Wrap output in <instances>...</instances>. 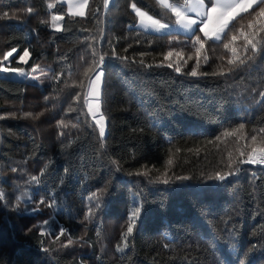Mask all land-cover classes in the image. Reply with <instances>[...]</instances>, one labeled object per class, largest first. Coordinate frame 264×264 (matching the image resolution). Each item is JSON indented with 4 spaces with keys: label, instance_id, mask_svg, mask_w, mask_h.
Here are the masks:
<instances>
[{
    "label": "trees",
    "instance_id": "1",
    "mask_svg": "<svg viewBox=\"0 0 264 264\" xmlns=\"http://www.w3.org/2000/svg\"><path fill=\"white\" fill-rule=\"evenodd\" d=\"M133 2L158 20L175 19L158 0H111L107 8L89 0L83 17L59 0H0V16L8 13L0 19V59L15 48L5 66L28 72L25 80L0 73V264H264V166L237 163L224 180L212 178L229 171L230 152L247 158L239 150L250 151L252 135L264 141V32L259 23L247 27L261 5L229 25L243 23L257 45L247 60L251 46L245 51L234 31L230 47L247 61L236 67L224 47L233 33L215 41L198 30L146 31ZM56 15L63 31L53 27ZM196 36L204 47L192 76ZM25 49L27 64L19 60ZM100 56L103 137L84 103ZM240 124L236 136L223 135Z\"/></svg>",
    "mask_w": 264,
    "mask_h": 264
},
{
    "label": "snow or ice",
    "instance_id": "2",
    "mask_svg": "<svg viewBox=\"0 0 264 264\" xmlns=\"http://www.w3.org/2000/svg\"><path fill=\"white\" fill-rule=\"evenodd\" d=\"M110 0H104V7L107 8ZM65 3L71 5L72 0H65ZM158 3L160 6H162L165 9L170 10L172 13L175 14L177 17L176 24L179 25V27L183 28L186 31L189 32H195L199 31L203 33L204 37L208 39H213L215 38L216 40H220L222 35L226 34V30H228L229 33L231 34L230 40L228 43L224 44L225 48H229L230 51L233 53V59H229L228 63L229 65H235L236 67H240V65L245 64L247 61L240 59L239 56L236 55L237 49L235 47H230L232 42L236 41L238 39L237 35L234 34V31H239L240 37L245 40V51L248 50V46H251L252 49V54L248 55L247 60H252L253 56L255 55L257 51V45L256 43H253L254 35L253 38H249V33H245L244 31V25L243 23L240 24L239 29H236V26L233 25L232 28H229V25L231 24L232 21L236 20L238 16L241 15V13H249V10L253 8L254 5H261L259 7V11L257 13L252 14L253 19H249L247 23V27L249 29H253L256 23H259L260 27L258 29V32H264V0H209V4L205 5L204 0H182L181 3L177 4H169L167 0H158ZM210 5V6H209ZM76 7L78 10L75 12H72V15L75 16H85L86 12L85 10L89 6V0H82L81 3L73 5ZM49 7H54V5L50 4ZM131 9L135 13L137 17L140 18V24L142 27L145 28H151L155 31H160L163 29H166L168 27L167 24L161 23L160 20L158 19H153L152 16L148 14V12L141 11L140 8L137 7V4L135 2L130 4ZM183 9V11H182ZM201 9H204V11H199ZM27 13H32L33 9L31 7L27 8ZM71 12V8L69 9ZM187 12H197V14L201 17L199 23L200 27L197 29L194 26L197 24V20L192 19L191 17L186 16L185 13ZM8 17V13H4L3 16H0V19ZM63 16H53L52 20L57 21V20H63ZM146 21L148 23H146ZM53 27L55 28L56 31H63V28L60 25L53 24ZM258 32L256 34H258ZM199 44L200 47L197 48L196 54H197V61H196V66L190 71V75L196 76L197 73V68L200 65L199 61V54L200 50L203 49L204 47V41L201 40L200 36H196L194 44ZM16 51L15 48H12L11 51H7L3 54L2 59H0V73H14L18 74L20 76L27 77L28 73L25 72V70L21 67H7L5 66V62L8 61V58L13 55V53ZM95 55V53H94ZM176 55L179 57L180 53H176ZM30 56V53L27 49L24 50L23 55L19 57V60L23 62L24 64L28 63V60L26 59L27 57ZM173 56V51H169L166 53L164 56L165 60H169ZM188 59H192L191 56L188 57ZM207 58L205 57V60ZM236 60H239V64H236ZM103 61V56L99 57V62L96 60L93 61V63L96 65V68L99 69V64L102 63ZM141 64L144 63L143 60L140 61ZM187 64V61L184 62ZM151 67V65H148ZM168 67H173L172 63H169L167 65ZM36 68H39V65H36L35 68H33V71H35ZM235 69L232 67H229L227 69L219 68L216 72L212 73L213 75H223L225 71L228 73L233 72ZM93 69L89 67L88 69L85 70L84 75L88 76L89 72H92ZM176 72H180L181 68L180 67H175ZM203 75H207V73H203ZM103 76V72L100 70H97L95 72L94 77H88V89L89 91L84 94V103L88 104V96L93 95L97 97V100L99 98V84L98 82L101 81V77ZM58 77H54V79H57ZM83 87V85H81ZM261 96L264 97V92L261 93ZM76 101L80 100V96L76 95L75 97ZM99 103H96L95 110H93V107L91 104H88V111L92 115V119L95 121V125L99 127V135L103 137L105 135V117L103 114L100 115L99 119H96L97 112L99 111ZM71 108V106H70ZM43 113H40L38 115H33L32 113H25L26 117H31L32 119H39V115H42ZM12 115H15V113H12ZM3 117H0L2 119ZM60 125L67 127V125L64 123V121L59 122ZM73 127H76V125H73ZM245 127L244 124H240L238 129H234L231 131H226L223 133L225 137L229 136H236L238 132H241ZM260 133H264V128H261ZM63 134V133H61ZM220 137H217V140H219ZM239 140H244L245 137L243 134H241L238 137ZM65 148L70 147V145H65ZM250 151L245 153L243 150H239V157H245L247 156L246 159H239V158H233L232 153H229V163H228V169L229 171L226 174H221L220 171L216 172L215 176L212 177L214 179L218 180H224L226 178V175H231L232 170H233V165H236L237 163L239 164H260L264 165V141H261V143L258 145L257 144V136L252 135L251 136V144L249 145ZM169 164H171V160H169ZM235 171H239V168H235ZM13 171H16V169H13ZM136 175H144L147 176V172H137ZM157 180L160 179V177L156 178ZM186 179V178H182ZM31 180L39 183V179L36 176H32ZM164 183H167L168 181L165 179L163 181ZM0 198H3V193L0 192ZM31 199V197H29ZM38 204H44L45 201L43 199H40L37 201ZM48 207H52L53 204L49 203L47 205ZM139 209H136L132 212V217H130V222L127 226L126 231L123 233V239L121 244L117 245V250L118 251H124V248L127 247V237L132 234L133 228L135 225V218L138 216ZM89 214H91V209H89ZM87 219V217H86ZM44 226L49 225L48 220H44L42 222ZM65 229L61 228L59 230V236L65 235ZM43 234V233H42ZM99 235V233H97ZM58 238V237H57ZM81 239H83L81 237ZM73 241L69 237L67 240V244H63V247H67L68 245L72 244Z\"/></svg>",
    "mask_w": 264,
    "mask_h": 264
},
{
    "label": "rangeland",
    "instance_id": "3",
    "mask_svg": "<svg viewBox=\"0 0 264 264\" xmlns=\"http://www.w3.org/2000/svg\"><path fill=\"white\" fill-rule=\"evenodd\" d=\"M59 1L67 5V9H68L67 11H68V14H70V15H72V14H71L72 12H75V11L78 10V9H77L76 7H74L73 5H75V4H79V3L82 2V0H72V4L69 5V4L65 3V0H59ZM110 2H111V0H110ZM110 2H109V4H110ZM167 2H168L169 4H177V3H181V2H172L171 0H167ZM204 3H205V5H208V4H209V0H204ZM209 6H210V5H209ZM70 8H71V12L69 11ZM87 9H88V8H87ZM87 9L85 10L86 14H87ZM141 11H145V10H142V9H141ZM182 11H183V9H182ZM199 11H204V9H201V10H199ZM145 12H146V11H145ZM148 14H149V13H148ZM185 14H186V16L191 17L192 19L197 20V24L194 26L195 28H199V27H200V23H199V21H200L201 17L197 14V12H187V13H185ZM149 15H150V14H149ZM173 15L175 16L174 13H173ZM56 16H60V15H56ZM73 16H75V15H73ZM150 16H151V15H150ZM152 18H153V19H156V18L153 17V16H152ZM176 20H177V17H176V16H175L174 21H172V22H164V21H161V20H160L161 23H163V24H167L168 27H167L166 29H163V30H160V31H157V32H159V33L181 32V33H184V34H187V35H190V34H193V33H194V32L186 31V30H184L183 28L179 27V25L176 24ZM62 21H63V20H57V21H55V24L61 26ZM146 23H148V22L146 21ZM138 26H139L140 28L146 30V31L156 32L155 30H153V29H151V28H145V27H142L141 24H140V18H139V17H138ZM202 34H203V33H202ZM223 37H224V35L221 36V39H220V40H222ZM213 39H214L215 41H220V40H216L215 38H213ZM15 53H16V51H15V52L13 53V55H12L11 57H9L8 59H11V58L15 55ZM27 58H28V57H27ZM27 58H26V59H27ZM24 70H25L26 73H28L26 69H24ZM99 70L103 72L102 69H99ZM4 75H6V76H8V77H11V78H15V79H24V80H25V78H26V77H24V76H20V75H18V74H14V73H4ZM94 76H95V73H94L91 77H94ZM102 78H103V76L101 77V81L98 82V84H99V98H98V100H97V97H96V96H93V95H90V96H88V98H87V99H88V104H91V105H92L93 110H95V106H96V103H97V102L99 103V106H100V97H101V88H102ZM88 91H89V89H87V92H88ZM88 104H86L87 107H88ZM90 114H91V113H90ZM101 114H103V113H102L101 106H100V107H99V111L97 112V115H96V119H99ZM91 116H92V115H91ZM103 116H104V115H103ZM104 117H105V116H104ZM104 124H105V129H106V119H105V121H104ZM252 165H256V164H252Z\"/></svg>",
    "mask_w": 264,
    "mask_h": 264
},
{
    "label": "bare ground",
    "instance_id": "4",
    "mask_svg": "<svg viewBox=\"0 0 264 264\" xmlns=\"http://www.w3.org/2000/svg\"><path fill=\"white\" fill-rule=\"evenodd\" d=\"M102 63L104 64V61H102ZM256 165H260V164H256ZM261 166H264V165H261Z\"/></svg>",
    "mask_w": 264,
    "mask_h": 264
},
{
    "label": "built area",
    "instance_id": "5",
    "mask_svg": "<svg viewBox=\"0 0 264 264\" xmlns=\"http://www.w3.org/2000/svg\"><path fill=\"white\" fill-rule=\"evenodd\" d=\"M103 64V63H102Z\"/></svg>",
    "mask_w": 264,
    "mask_h": 264
}]
</instances>
